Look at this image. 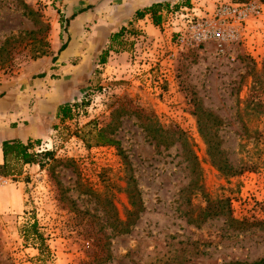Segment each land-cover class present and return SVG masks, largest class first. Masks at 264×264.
<instances>
[{
  "label": "rangeland",
  "instance_id": "1",
  "mask_svg": "<svg viewBox=\"0 0 264 264\" xmlns=\"http://www.w3.org/2000/svg\"><path fill=\"white\" fill-rule=\"evenodd\" d=\"M93 1L0 0V87L38 77L71 10ZM191 1L200 15L223 2L262 12L222 50L177 45L166 7L154 31L124 28L112 64L96 63L71 118L42 144L52 157L6 175L0 264L264 259V0ZM96 129L117 144H91Z\"/></svg>",
  "mask_w": 264,
  "mask_h": 264
},
{
  "label": "crops",
  "instance_id": "2",
  "mask_svg": "<svg viewBox=\"0 0 264 264\" xmlns=\"http://www.w3.org/2000/svg\"><path fill=\"white\" fill-rule=\"evenodd\" d=\"M155 3L190 7L192 1L95 0L83 10H71L65 35L62 37L65 48L53 55L56 57L54 61L52 56L49 62L40 64L39 72L44 73V76H22L16 79L15 84L0 87V165L4 164L1 149L3 141L32 142L34 150H44L42 144L51 140L53 131L59 130V124L66 120L61 118L60 108L77 100L79 88L88 80L99 61V55L108 47L111 34L128 26L148 32L159 27L164 7L158 12V25L153 23L150 12L137 17V11ZM113 53V50H109L105 66L112 64ZM117 56L124 57L126 53L122 52ZM37 141L39 145L36 144ZM9 166L17 169V172L11 170L10 176L17 173L20 175L23 170L33 167L22 163L20 159H13L8 168Z\"/></svg>",
  "mask_w": 264,
  "mask_h": 264
},
{
  "label": "built area",
  "instance_id": "3",
  "mask_svg": "<svg viewBox=\"0 0 264 264\" xmlns=\"http://www.w3.org/2000/svg\"><path fill=\"white\" fill-rule=\"evenodd\" d=\"M168 20L177 19L180 28L175 38L176 44L189 48H200L213 44L222 50L229 44L241 40L249 21L261 15V7L253 1L245 3L223 2L214 9L200 15L191 7H169ZM9 178L0 174V188L7 185Z\"/></svg>",
  "mask_w": 264,
  "mask_h": 264
},
{
  "label": "trees",
  "instance_id": "4",
  "mask_svg": "<svg viewBox=\"0 0 264 264\" xmlns=\"http://www.w3.org/2000/svg\"><path fill=\"white\" fill-rule=\"evenodd\" d=\"M161 7L169 8L170 6H168L167 3H155L142 11H137V17L143 16L145 12H150L152 15L153 23L155 25H158L160 23V15L158 14V12L161 9ZM72 16H74V14ZM124 28L125 27H122L117 32H114L111 34V36L109 37L110 42H109L108 47H106L105 48L106 50L104 49L102 53L99 55L100 64H104L106 62V57L108 55L109 50H114L113 44L114 43L119 44L121 42V38L124 34ZM64 48H65V44L61 45L60 48L58 49V53ZM55 59L56 57H53L52 61H54ZM43 76H44V73L38 74V77H43ZM60 114H61V118L63 119L71 118L72 116L71 105L62 106L60 108ZM197 122H198V128L200 132L203 134L207 145L210 147V141H211L212 136L205 133L206 126H207L206 122H203V119H200V118H198ZM89 134H90L89 136L91 137L93 141V143L91 144H94L95 146L117 144L116 141H113L112 138L104 134L103 129H96L95 131H92ZM36 144L39 145V142ZM33 148H34V145L32 142L22 143L20 141L18 142L3 141L1 144V149L3 153L4 164L0 165V174L5 175V176L10 175L8 165L11 163L13 159H20L22 163H25V164L28 163L30 165H37L39 167H43L45 164V159L52 157V151H48V150L36 151ZM210 149H212V146ZM36 226H37V222L34 221L31 225L32 230L35 232V234H37V237L41 238V234L38 233ZM128 230L129 229L125 227L121 229L120 231L127 233ZM228 264H264V259H259L251 263L236 261V262H230Z\"/></svg>",
  "mask_w": 264,
  "mask_h": 264
}]
</instances>
